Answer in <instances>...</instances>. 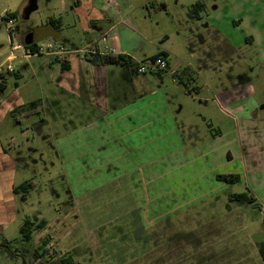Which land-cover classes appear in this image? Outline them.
<instances>
[{"label": "rangeland", "instance_id": "obj_1", "mask_svg": "<svg viewBox=\"0 0 264 264\" xmlns=\"http://www.w3.org/2000/svg\"><path fill=\"white\" fill-rule=\"evenodd\" d=\"M262 1L97 0L96 7L112 17V23L105 21L101 27L98 25L97 31H92L89 25L90 18L100 16L92 14L89 5L71 10L73 6L71 0H37V9L27 20H21L19 16L14 18L13 28L18 26L20 31L17 33L14 31V34L10 35L4 15L10 12H16L18 15L26 0H0V63L9 53L15 55V59L9 63L14 67L13 72L3 74L6 86L0 93V99H5L11 92L15 93L13 95L24 101L18 107L25 105L23 111L29 115L32 112L27 108L29 100L40 102L34 115L31 113V117L21 119L19 123L9 116L7 129L6 131L3 129L6 144L10 141L9 136H13L10 141L12 145H6L9 152L13 155L21 153L29 163V167L24 168L19 162L21 165L17 168L16 179L32 181V185L28 187L26 196L14 194L16 213L4 232L7 242L0 244V264H35L33 262L35 258L28 251L29 242L18 232V227L26 218L36 223L47 220L51 225L52 231L49 233L53 237L52 244L57 246L50 264H62L60 259L66 258L67 255H70V264H264L255 245L237 241L231 250H228L225 248L227 238L224 232L211 230L206 224L192 226L199 221L198 213L201 214V220L205 221L210 217L213 204H218L215 210L217 213L230 207L229 193L247 191L243 181L225 184L221 188L220 182H216L212 176L215 171L238 170L237 162L229 166L223 165L227 160L225 152L228 149L234 153L241 145L248 169L250 160L257 161L258 157L264 155V60L256 56L254 46H247L242 41L240 49L247 50L245 63L248 67L245 64L243 74L249 77L250 85L253 87L249 99L254 102L248 105L243 102L240 105L244 110L252 108L251 105L257 107L253 110L256 111L257 119L246 125L247 129L252 130H248L249 135L246 136L243 132L239 133L237 124L220 114L210 100L220 89L219 83L222 87L225 86V82L229 83L224 77V68L212 70L203 67V62L194 55L199 50V53L211 50L217 55L215 51L219 50L216 47L209 48L207 44L211 42L210 39H206V43L202 44L198 38L190 36L197 27L200 31L203 26L201 24L209 21H216V26L225 36L226 31L234 35L244 34L246 31L248 37L253 36L257 31L264 29ZM196 3H201V8L196 10L199 18L189 20L191 19L189 12ZM236 9L237 12H243L242 17L245 16L242 18L245 30L242 27L236 28L237 22L230 24L231 18L234 22L237 21L234 17H229ZM207 14L211 16L210 20L206 17ZM50 19L55 21L60 33L55 40L41 37L40 27ZM111 25L115 26L108 32L105 41L97 43L100 50H104L105 47L113 48L115 51L133 56L136 62L164 52L169 68L178 64V69L190 71L191 78L188 76L189 80L183 79L186 87L191 88L196 84L200 90L199 93L191 91L189 94L185 86L179 84L168 71L158 74L147 71L139 73V78L135 79L123 75L120 65L106 64L109 81L112 79L114 83L128 84L123 93L125 96L133 97L136 94L130 86L133 84L138 87L135 80L144 77L143 79L149 80L153 85L152 93L146 91V94H143L147 97V105L143 104L145 108L140 115L133 117L135 121L149 118L152 120V125L146 128L145 134H142L147 140L146 145L142 146V143L136 142L137 156L146 164L138 168L140 172L135 168L131 175L134 183H137L133 187L136 190V197L140 196L142 200L139 202L142 205L146 207L151 205V210H140V204L139 207L135 205L137 207L135 209H126L135 199L133 196L130 200L129 194L114 200L112 192L101 194L96 191L100 175L96 172L97 168L93 167L97 157L95 146L98 141L106 140V137L103 138L102 132L101 135L95 131L96 128L90 126L94 115L83 109H79L81 111L78 110L77 115L73 112H64L61 102V112L55 111L56 116L58 112L60 118L51 117L44 99L51 101L54 100L53 96L58 95L56 85L60 79V67L51 62L55 60L52 56L45 53L24 56L22 50L17 48V45L30 44L31 38L34 37L39 43H51L57 49L62 48L66 52H73L77 58L85 59L88 56L84 49L89 39L97 37ZM25 28H30L31 31L24 39L26 43H22L19 36ZM75 49L82 51L76 53ZM66 56L61 60L67 61L64 59ZM84 64L89 71L85 75V69L82 67V74L87 81H91L93 80L91 66L85 61ZM219 64L223 65V60ZM6 65L4 64L3 68ZM102 79L106 80V74ZM109 88H112V85ZM88 91L90 104L93 105L97 93L94 88H88ZM206 99L208 102L205 103ZM75 105L82 107L79 103ZM230 107L231 105L228 106ZM64 114L67 116L66 119ZM42 117L48 120L52 130L47 129V125L43 123L38 127L39 130H29L28 134H21L23 131L21 128L27 125L29 118ZM107 118L111 120L112 116L109 115ZM57 121L66 122L68 126L72 122V125L68 129L63 127L61 131ZM182 123H187L186 127L193 125L198 129L197 139L189 137V128L181 127ZM162 126H165L166 130L161 128ZM108 127L112 128L111 125ZM108 127L105 129L110 131ZM165 132L170 134L165 137L158 136ZM177 133L179 135H176ZM221 133L222 136L219 135ZM250 145L253 147L247 150ZM65 150H69V154ZM85 152L87 153L84 155ZM83 155L86 156L89 168L94 169L90 172L88 168L89 179L86 181L87 178H83L82 183L81 177L75 174L83 162L81 157ZM187 155H195V160L193 157L187 158ZM125 181L126 176L119 179V183ZM76 182L82 183L80 188L87 186L86 188L95 193L90 192L91 194L84 199L72 198L69 189H72ZM86 188L79 189V192ZM215 192H219L216 195L217 200L210 197ZM74 193L77 195L78 192L74 190ZM105 195L111 200L103 199ZM136 199L134 202H138ZM232 202L233 207L238 205V202ZM168 203L169 213L171 210L175 213L176 209L183 211L162 224L160 223L162 215H168L166 212ZM21 208L25 210V215L21 213ZM249 208L250 215L259 220L258 208L255 205H250ZM181 218H185V221L183 219L180 221ZM234 237L244 239L239 233ZM250 238L254 242L264 241V226L260 225L251 233ZM34 239H37L35 235ZM227 255L233 257L229 258V263H225Z\"/></svg>", "mask_w": 264, "mask_h": 264}, {"label": "crops", "instance_id": "obj_2", "mask_svg": "<svg viewBox=\"0 0 264 264\" xmlns=\"http://www.w3.org/2000/svg\"><path fill=\"white\" fill-rule=\"evenodd\" d=\"M237 10L238 9L233 10V15L231 14L229 16L230 18L234 17L237 21L234 22V19L231 18L232 22H230V19H229V22L231 25L236 24L237 22L238 26L236 28L242 27L243 30H245V23L242 22L243 21L242 18H244L245 16L242 17L243 12L242 11L237 12ZM254 15H258V14L254 13ZM206 17L209 20L211 19V16H209L208 14ZM216 25H217L216 21L214 22L209 21V23H206L205 25L206 27H201L200 31L196 29V34L197 32L198 34L201 33L200 42L202 44L206 43L205 42L206 39H210L211 42H209L207 45H209V48H212V49L216 47L219 50V51H215L217 55L213 54L211 50H205L203 53L202 52L199 53L200 51L199 50L194 55L198 57L201 62H203L202 64L203 67H209V68H212V70L217 69V68H220V69L224 68V77L228 79L229 83L225 82V86L223 87L221 86L222 84L219 83L220 89H218V92L215 93L212 99L210 100H212V102L215 104L220 114L224 115L230 121H233L234 123L237 124L239 133L243 132L247 136L248 130L249 131H252V130L247 129L246 125H248V123L254 122L255 119H257V117L255 116L256 111H253L254 108L257 109V107H254L253 105H251L252 108L244 110L242 109L243 107L240 105L243 102L245 103V105H248L250 102H254L253 100L249 99V94L250 92H252L253 87L252 85H250L249 77L243 74V71H244L243 68L245 67V64H246L245 62H246V57H247V54H246L247 50L242 51L240 48L242 46V41L243 43H246L245 45L247 46H254L256 48V52H255L256 56L259 59L263 58L262 60H264V29L262 28V30L257 31L253 36L251 35L249 37H248L249 34L246 31H244V34L239 33V35H234L233 33L229 34L226 31L227 36H225V34H222V31L218 29V26ZM112 28L103 30L100 33V35H98L97 37H93L92 39H89L88 42H91L92 40L94 41L97 40L105 31H110ZM252 28L254 27L252 26ZM217 42L219 44L214 45V43H217ZM221 49H223V51ZM72 53L73 52H71L65 57V60H67V62L69 63V69L64 70V71H61V70L59 71L60 79H59V83H57L56 85L58 89V95L56 92L57 96L55 97L53 96L54 100H51V101H49L48 99H44V101H46L45 103L48 104V108H47L48 114L52 115L51 117H53L54 119L60 118L58 116V112L56 116L55 111L60 110L61 112V109H60L61 102L63 105L64 112H68V113L73 112L74 114L77 115V113L81 111L82 109L87 112L90 111L91 115H94V117L92 118L90 122L91 123L90 126H93L94 128H96L95 131L98 132L99 134H101L102 132L103 138L106 137V140H103L102 142L98 141L97 144L95 142L96 144L95 147H97V157H96L95 165H93V167L97 168L96 172L100 175L99 181L97 183L96 191L101 194H106L107 191L112 192V194L114 195L113 196L114 200L121 198L123 195L129 194L130 200H132V197L134 196L135 199L137 198L136 200H138V202H134L135 199L133 198L134 200H132V203L131 202L129 203L131 206H127L126 209L128 208L135 209L137 208L136 206L139 207L138 204H140L141 206L139 207L140 210H143V211L148 210V209L151 210V205H149V207L142 205L140 203L142 200L140 196L136 197V193H135L136 190L133 187L137 183H134V180L132 179L131 175L134 172L135 168L138 170V168L146 164L144 161H141L137 156L136 142L142 143V146L146 145L145 143H147V140L145 137L142 136V134L143 133L145 134L146 128L152 125V120L149 118L143 121H141V119H139V121H135L133 117L140 115V113L142 112V109L145 108L143 107V104L147 105V102H146L147 97L143 94L144 93L146 94V91L151 92V89H152L151 87L153 86L152 83L147 79H143L144 78L143 77L139 80L134 81L135 84L138 86L136 88L133 84L130 85L132 83V81H130L129 85L131 86V88H133L136 94L133 97L125 96L123 93L126 91V88H127L126 86L128 84H124L120 82L114 83L112 79L109 81L107 77L108 73H107L106 64H92L90 63V61L87 60V57H85V59H80V58H77L76 55H73ZM116 53L125 54L129 56L133 62L136 63L135 58L129 55L128 53L120 52V51L119 52L116 51ZM8 55H10V53ZM8 55L2 62H4L7 59ZM54 59L56 60H53V61L51 60V62L58 64V61L60 60L57 58H54ZM222 60H223V65H220L219 63ZM84 61L90 64L91 66L90 71L91 73H93V76H92L93 80L91 81H87L85 79L86 72L88 73L89 70H87V67L84 64ZM110 65H114V64H110ZM133 66L134 65H132L131 67L132 69H134ZM82 67L85 69L84 71L85 75L82 74V71H81ZM246 67H247V64H246ZM104 74H106V80L102 79ZM122 74L130 76L131 78H135V79L139 78L138 76L139 74H133L132 72L126 73L123 71V69H122ZM244 77H246V79ZM239 78L241 79L238 80ZM111 85H112V88H109L111 87ZM88 88H94V90L97 93V96L95 97V104L93 105L90 104V100L88 96L89 95ZM189 89L191 91H195L196 93H199L200 91L199 86L196 84ZM11 93L8 94L5 97V99H0V244H4L7 242V238L4 232L7 230V227L9 226L10 219L12 218L14 219L15 217L14 213H16V210H14V206H15L14 198L16 194L14 195L13 193V187L20 184L21 182L27 181V180L18 181L16 179L17 168L20 167L21 164L23 165L24 168L29 167V163L27 162V158L25 156H23L21 153H17V155H13L6 148V145L8 146L12 145L10 141L13 139V136L12 135L9 136L10 141L6 144V142L4 141L5 136H4L3 129H5V131L7 129L6 128L8 126L7 118L11 117L16 123H19L21 119H24V118L26 119L29 116L31 117V113L32 115H34L37 112L36 109H38L37 107L34 108L32 112H30V115L27 112L22 111L12 116L11 112L13 111V109L17 108L18 105L23 104L24 101L20 100L19 96L13 95L15 93H12V94ZM188 93L190 94L191 92H188ZM147 100L149 101V99ZM29 101H32V100H29ZM206 102H208L207 99L205 103ZM76 103L82 104L83 108L80 107V105H75ZM229 105H231L230 108H228ZM65 115L66 114H64V118L66 119L67 116ZM109 115L112 116L111 120L107 118ZM70 118L72 119L74 117H70ZM29 120L30 121H27V125L21 128L23 130L21 132L22 135L28 134L27 132L29 130H33V131H35L36 129L39 130L40 128L38 127H40L43 123L47 125V129L52 130L49 126L50 123L45 117L44 118L42 117L40 119L29 118ZM70 125H72V122L71 124H69V126ZM110 125L112 126V128L108 127ZM186 125L188 124L182 123L181 127L189 128V137L190 138L193 137L194 139H197L198 129L194 128L193 125H189L187 127ZM57 126L60 127L61 131L63 127L65 129L69 128L67 123L63 121L62 122L57 121ZM105 127H108L110 131L105 129ZM161 128L165 129V126H162ZM176 130L180 132L179 129H176ZM218 132H220L219 129H218ZM169 134L170 133L165 132V134H161V135L159 134L158 136L165 137ZM176 135H179V134L177 133ZM219 135L222 136V133ZM158 136L156 137V139L158 138ZM127 137L129 138L126 139ZM231 142H232V139H231ZM178 147L181 148L180 146ZM251 147H253V145H250L247 148V150H249V148ZM65 152L69 154V150L68 151L65 150ZM86 153L87 152H85L84 155ZM84 155L81 157L83 158V162L85 164L82 162L81 166H79L78 172L75 174L81 177L80 182L82 183H83V178L86 177L87 178L86 181H87L89 179L88 175H90V173H88L89 165H87L86 160H85L86 156ZM225 156L227 160L225 164L223 165L229 166L232 163L237 162L238 170L235 171V169H231V170H228V172L230 174H237L239 176V179L236 183L240 181L244 182L245 187L247 188L246 192L249 193L254 198V203L249 204V203H244L241 201H235V202H238V205H234L233 207L232 201L234 200H231L229 196L231 194H236V193H229L228 198L231 203L229 204L230 207H226L224 208V211H220L219 213H217L215 210H217L218 204L215 203L213 204L214 208L211 209L209 213L210 217H207L208 221L201 220V214L198 213L197 217H199V221L197 220V223L193 224L192 226H195V225L200 226V225L206 224L207 226L208 225L210 226L211 230L224 232L226 234L225 238H227V243H226L227 246H225V248L228 250H231V248L235 245V243L239 241V242H242L243 244L249 243L250 245L252 244L255 245V249L258 253L256 244L260 241L258 242L252 241L250 238V235L258 227H260V225L264 226V213L261 212V208L264 207V155H261V157H258L257 161L250 160L249 169L247 168L248 166H246L245 164L244 153H243V149L241 145L238 147V149L236 148L234 153H232L230 149H228L225 152ZM186 157L187 158L193 157V159L195 160V155L193 156L187 155ZM19 162H21V164ZM184 163L187 164L186 161ZM94 168H89L90 172H92ZM228 172H217V171L213 172L212 176L214 180L216 182L217 181L220 182L219 187L222 188V186H225V184H231V183H226L224 181H220L216 178V175L229 174ZM247 173H249V175ZM125 176H126V181L124 183L122 182L119 183V179L124 178ZM82 183L76 182L74 183L73 188L69 189L71 192L72 198L84 199L85 196L87 198L91 194L90 192L95 193L90 188L89 189L86 188L87 186L84 187L86 188L85 190L79 192V189L80 190L84 189V188H80L81 187L80 184ZM74 190L78 192L77 195L74 193ZM101 190L105 192H99ZM217 193L219 192L212 193L210 197H212V199L214 200H217L218 199L216 197ZM24 196H26V193L22 194V197ZM104 198L111 200V198H107L106 195L103 196V199ZM242 204H245L246 206L242 207L241 206ZM81 205L83 206L82 202H81ZM250 205H253V206L255 205L258 208L259 220L250 215L251 214L250 208H249ZM168 208H169V203L167 205V211H166L168 215L166 214L162 215V218L160 221V223L162 224L167 223V221L173 215L177 216L183 211L180 209H176L174 213V210L173 211L171 210V213H172L171 214L169 213ZM65 212L67 213V208H65ZM21 213L25 215V210L23 208H21ZM182 219L183 218H181L180 221ZM183 220L185 221V218ZM44 221H45V224L40 228L36 227L38 222L37 223L33 222L34 226L32 229L31 237L29 240H26L27 242H29L30 247L28 251L35 258V261H33L35 264H41L43 262L46 264H50L54 256L53 254L56 252L55 250H56L57 245L55 244L54 246V244H52L54 242L52 240L53 237L49 233L52 231L51 225L48 224L47 220H44ZM19 227H18V232H19ZM237 233L243 236L244 239H236L234 235H236ZM34 235L37 238L36 240L34 239ZM43 238L45 239L48 238L46 241V244L44 245V247L47 249L48 252L44 254V256L42 257H37L35 255V249L41 244ZM246 239H247V243H245ZM31 241L33 243L30 244ZM226 257L227 258H226L225 263H229V260L231 258L233 259L232 255H227Z\"/></svg>", "mask_w": 264, "mask_h": 264}, {"label": "trees", "instance_id": "obj_3", "mask_svg": "<svg viewBox=\"0 0 264 264\" xmlns=\"http://www.w3.org/2000/svg\"><path fill=\"white\" fill-rule=\"evenodd\" d=\"M197 4L198 3H196V5L193 7V9L196 8ZM8 15L12 18H16V16H18L16 12H10V13H8ZM4 19L6 20V18H4ZM26 47H28L32 53L36 52L35 43H30ZM159 56H162L163 58L167 57L166 53L161 52V53H156V54L152 55L150 58L155 59ZM88 61H90V63H92V64H116V65H120L122 67L123 71L126 73L132 72L133 74H139L136 71V69L131 68L132 65H136V63L133 62L132 59L125 54L119 53V54H116L114 56L102 55V54H93V55H91V57L88 58ZM58 64H59L61 71L69 69V63L67 61L60 60V61H58ZM167 66H168V63H167ZM166 71L167 70H156V71H151V72H155L158 74V73L166 72ZM188 76L190 77V71L187 72L184 69H177L176 72H174V78H176L178 80V83L185 86L187 91L191 92V90L188 87H186V84L183 82V79L189 80ZM16 85L17 84L15 83V86ZM5 86H6V78L4 75H0V92L5 88ZM27 105H28L27 106L28 109L33 110L34 108H36L37 106L40 105V102L39 101H30L29 103H27ZM24 107H25V105L14 108L13 111L11 112V115L14 116V115H16L15 113L22 112ZM216 178L218 180L224 181L226 183H235L238 181L239 176L237 174H222V175L218 174V175H216ZM30 185H32V182L29 180L21 182L20 184L13 187V193L14 194H25L28 192V187ZM229 197L231 198V200H234V201H241V202L249 203V204L254 203V198L247 192L231 194ZM44 224H45L44 220L39 221L37 224V228L42 227ZM33 226H34L33 221H30L28 218H26L24 220V222L22 223V225L19 227V232L22 234V236L25 240L30 239ZM47 239L48 238H46V239L43 238L41 244L35 249V255L37 257H42V256H44V254H46L48 252L47 249L44 247ZM257 250H258L259 256L261 257L262 261L264 262V241H260L257 243ZM69 256L70 255H67L66 258H61L60 259L61 263L62 264H70L69 262L71 261V258Z\"/></svg>", "mask_w": 264, "mask_h": 264}, {"label": "flooded vegetation", "instance_id": "obj_4", "mask_svg": "<svg viewBox=\"0 0 264 264\" xmlns=\"http://www.w3.org/2000/svg\"><path fill=\"white\" fill-rule=\"evenodd\" d=\"M71 1H72V4H73V6H71V10L72 9H75V8H78L80 6H85L86 7V6L89 5L90 6L89 8H90L92 14L96 15V17H97V15L100 16V18H98V17L97 18H94V17L90 18L89 25H91L90 28L92 27L91 28L92 31H97L99 29L98 28V25L101 27L103 25L102 23L105 22V21H108V23H112V17L108 16L107 14H104V11H102L100 8L96 7V1L97 0H71ZM26 2H27V0H26ZM26 2L24 4V6L26 5ZM24 6L22 7L20 13L18 14V16L20 17L21 20H27V19H23V17H22V10H23ZM200 8H201V3H198L197 6H196V8L195 9H192L191 12H189V14H190L189 17L191 16V19H189V20H192V18H199V15H198V13H196V10L197 9H200ZM205 25H206V23L201 24L202 27H206ZM112 27H113V25H111L108 28H112ZM196 29H198V27ZM14 31H15V33L19 32L20 31L19 27L18 26L14 27ZM30 31H31L30 28H25V30L21 32L19 38H20V40H21L22 43L25 42L24 39H25L26 36H28L30 34ZM40 31H41V37H46V38H48L50 40H55L56 38H54V36L56 34L60 35V33L58 31L57 24L55 23V21H53L51 19L45 25H42L40 27ZM106 32H109V31H105L104 33H106ZM103 34L97 40H95V41L92 40L91 42H88V45L91 44V45L94 46V48L92 50L93 52L88 53V52L85 51L86 55L88 56L87 57V60L93 54H102V55H110V56L116 55V54H112V55L111 54H105L104 53L105 50L102 51V50H100L98 48L97 43L99 41H101V37L103 36ZM200 35H201V33L198 34V32L196 34V30H195L194 33H191L190 34L191 38H194V39L198 38L199 40H201L200 39ZM31 43H35V45H36L38 43V40L33 37V38H31ZM22 46L23 47H26L27 45H24L23 44ZM77 50H82V49H75L74 51H77ZM166 61L168 63V66H167V69L166 70L168 71V73H170V75L172 77H174L173 76V74H174L173 72H176V70L179 68V66H173L172 68H169L170 67L169 62H168L167 59H166Z\"/></svg>", "mask_w": 264, "mask_h": 264}, {"label": "built area", "instance_id": "obj_5", "mask_svg": "<svg viewBox=\"0 0 264 264\" xmlns=\"http://www.w3.org/2000/svg\"><path fill=\"white\" fill-rule=\"evenodd\" d=\"M4 17L6 18V24H7V30L9 31L10 35L14 34V18L9 17L8 13H5ZM108 36V32L104 33L103 36L101 37V40L105 41V37ZM17 48L21 49L23 52L24 56H29L30 54H33L29 48L23 47L20 45H17ZM94 46L89 44L84 51L90 53L93 52ZM82 50H77L75 52H80ZM35 53H45L47 56H52L57 59H62L63 56L68 55L71 52H66L64 49L59 48L57 49L54 47L51 43L48 44H42V43H37L36 44V52ZM34 53V54H35ZM105 54H117L115 49L105 47ZM15 59V55L10 53L8 55L7 59L0 64V75H3L4 73H10L13 72L14 67L13 65H10L9 63ZM65 59V58H64ZM4 64H7L5 68H3ZM134 69L138 73H145L147 71H156V70H166L167 69V61L165 58L159 56L155 59L151 58H146L142 61L136 62V65L133 66ZM261 212L264 213V207L261 208Z\"/></svg>", "mask_w": 264, "mask_h": 264}, {"label": "water", "instance_id": "obj_6", "mask_svg": "<svg viewBox=\"0 0 264 264\" xmlns=\"http://www.w3.org/2000/svg\"><path fill=\"white\" fill-rule=\"evenodd\" d=\"M37 9V0H27L26 5L22 10L23 19H28L30 14ZM59 35L56 34L54 38H58Z\"/></svg>", "mask_w": 264, "mask_h": 264}]
</instances>
